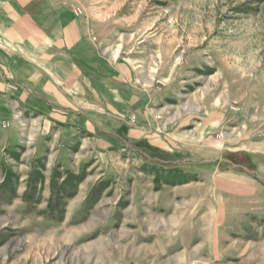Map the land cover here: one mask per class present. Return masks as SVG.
<instances>
[{
  "label": "rangeland",
  "instance_id": "obj_1",
  "mask_svg": "<svg viewBox=\"0 0 264 264\" xmlns=\"http://www.w3.org/2000/svg\"><path fill=\"white\" fill-rule=\"evenodd\" d=\"M0 53V264H264V0H0Z\"/></svg>",
  "mask_w": 264,
  "mask_h": 264
},
{
  "label": "crops",
  "instance_id": "obj_2",
  "mask_svg": "<svg viewBox=\"0 0 264 264\" xmlns=\"http://www.w3.org/2000/svg\"><path fill=\"white\" fill-rule=\"evenodd\" d=\"M16 31H18V32H16ZM11 37H14L16 39V43L17 44L15 43V40H14V42L12 41V43H14L13 46H16L17 47V49L16 48L15 49H16V51L18 52V54L21 57H23V58L24 57L29 58V61H31V62H36V61H38V62H44V63L48 62V59H46V57L44 55V52H42V50H44L43 48H41L39 45H36L34 43V41H30V42L28 41L29 44L31 43L33 45V49H30L31 48V45H28V43L25 42V37H31L30 34L28 35V34L24 33L21 30V28H15V29H13V33H12ZM4 57L5 56H3L2 53H0V73L4 76V79L6 81V80H8L7 78H9L11 75H8L9 74L8 73L9 72L8 71V69H9L8 67H9L10 64L7 63L3 59ZM38 71H39L38 68H35L34 65L28 66V75L29 76L31 75L30 76V79H29L30 81H31V78L33 80H36L35 78H36V75H37ZM12 78H14V82H15V80L17 81V79H18L15 75H12ZM20 80H18L17 82L24 83V81H22V80L20 81ZM35 83H36V81H32L31 82V85L33 86L32 88L37 89L38 87L35 85ZM7 88H8L7 86L3 85L0 82V89L1 90H3V89L6 90ZM32 94L35 97H40V96H38L39 94L36 93V92H33L32 91Z\"/></svg>",
  "mask_w": 264,
  "mask_h": 264
},
{
  "label": "bare ground",
  "instance_id": "obj_3",
  "mask_svg": "<svg viewBox=\"0 0 264 264\" xmlns=\"http://www.w3.org/2000/svg\"><path fill=\"white\" fill-rule=\"evenodd\" d=\"M99 247V246H98Z\"/></svg>",
  "mask_w": 264,
  "mask_h": 264
}]
</instances>
